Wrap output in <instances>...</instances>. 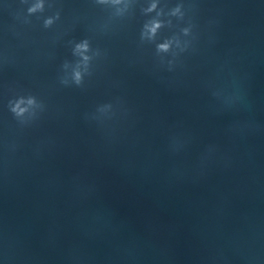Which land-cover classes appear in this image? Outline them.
Returning a JSON list of instances; mask_svg holds the SVG:
<instances>
[{"label":"water","instance_id":"obj_1","mask_svg":"<svg viewBox=\"0 0 264 264\" xmlns=\"http://www.w3.org/2000/svg\"><path fill=\"white\" fill-rule=\"evenodd\" d=\"M0 264H264V0H0Z\"/></svg>","mask_w":264,"mask_h":264},{"label":"clouds","instance_id":"obj_2","mask_svg":"<svg viewBox=\"0 0 264 264\" xmlns=\"http://www.w3.org/2000/svg\"><path fill=\"white\" fill-rule=\"evenodd\" d=\"M157 27H159V25L158 24H156V25H154V27L151 29V31H155V29L157 28ZM161 48L162 49H166L167 48V45H161Z\"/></svg>","mask_w":264,"mask_h":264}]
</instances>
